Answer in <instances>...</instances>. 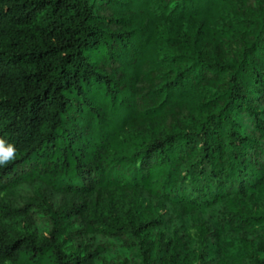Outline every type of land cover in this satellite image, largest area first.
<instances>
[{
  "label": "trees",
  "instance_id": "16d2710c",
  "mask_svg": "<svg viewBox=\"0 0 264 264\" xmlns=\"http://www.w3.org/2000/svg\"><path fill=\"white\" fill-rule=\"evenodd\" d=\"M0 139V264H264V0H0Z\"/></svg>",
  "mask_w": 264,
  "mask_h": 264
},
{
  "label": "rangeland",
  "instance_id": "374dc122",
  "mask_svg": "<svg viewBox=\"0 0 264 264\" xmlns=\"http://www.w3.org/2000/svg\"><path fill=\"white\" fill-rule=\"evenodd\" d=\"M174 29V24H165L161 26L159 30L173 32ZM152 130H155L153 126H151L150 128H142L140 132H142L143 136L148 135L149 137L152 133ZM135 136L136 131L134 130H129L125 133L126 138H134ZM261 191L262 189H259V191L257 192L258 195H260ZM119 192V190H107V188L100 187L98 192L95 193V195L93 196V206L96 207V211L100 213L101 216H108L109 218L119 217L120 220L129 218V216L135 214L134 210L136 204L143 203L140 195L136 190L130 191L123 198L119 196ZM46 193H50V191L43 185V183L38 182L36 184H33L29 190L17 188L13 191H8L4 194V200L9 203L25 202L31 200L38 201L43 195L46 198H49V195L47 196ZM253 208L258 209L259 211H263L264 207L261 204L260 198H258ZM146 212V218L152 219L154 215L153 210L151 208H148ZM0 228H3L9 233L16 232L21 235L31 234L33 232L27 222L21 217L3 218L0 216Z\"/></svg>",
  "mask_w": 264,
  "mask_h": 264
},
{
  "label": "clouds",
  "instance_id": "9594fccd",
  "mask_svg": "<svg viewBox=\"0 0 264 264\" xmlns=\"http://www.w3.org/2000/svg\"><path fill=\"white\" fill-rule=\"evenodd\" d=\"M16 150L12 144L6 146L5 141L0 139V166L10 163L15 158Z\"/></svg>",
  "mask_w": 264,
  "mask_h": 264
}]
</instances>
